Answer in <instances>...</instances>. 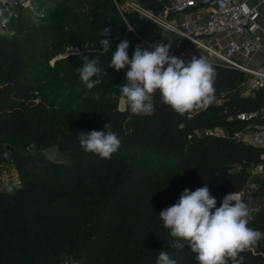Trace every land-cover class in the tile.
Returning a JSON list of instances; mask_svg holds the SVG:
<instances>
[{
	"label": "trees",
	"instance_id": "16d2710c",
	"mask_svg": "<svg viewBox=\"0 0 264 264\" xmlns=\"http://www.w3.org/2000/svg\"><path fill=\"white\" fill-rule=\"evenodd\" d=\"M139 1L156 11L170 2ZM107 5L114 10V21L123 25L114 31L117 43L133 39L113 0H101L100 7ZM127 18L140 34L152 39L161 31L136 13L128 12ZM51 38L43 29L25 28L12 42L0 34V162L12 148L34 138L36 142L41 135L33 93L35 82L45 77L43 60ZM213 68L215 94L237 91L250 80L234 68ZM126 71H116L119 77L94 102L91 119L70 125L57 141L70 161L43 153L18 159L21 184L12 186L13 193L0 189V264H63L66 255L83 264H156L160 251L177 264H197L196 253L187 244L182 250L175 248L176 238L163 227L159 212L175 204L184 189L194 191L205 183L217 202L230 192L240 193L254 166L263 160L264 148L210 133L189 142L186 134L172 133L186 114L163 104L159 92L151 116L133 115L128 106L120 110L119 88L125 84ZM212 109L193 121V129L225 126L237 131L250 123L264 126V84L251 87L246 95L234 94L208 115ZM238 112L257 115L239 120ZM216 114L219 117L213 119ZM108 123L121 139L118 151L111 159L85 152L77 133L104 131ZM249 227L264 232V208ZM241 255L244 264H264V240Z\"/></svg>",
	"mask_w": 264,
	"mask_h": 264
},
{
	"label": "clouds",
	"instance_id": "9594fccd",
	"mask_svg": "<svg viewBox=\"0 0 264 264\" xmlns=\"http://www.w3.org/2000/svg\"><path fill=\"white\" fill-rule=\"evenodd\" d=\"M6 9L0 8V25H7ZM112 29L105 26L100 32V47L108 52L112 47L108 38ZM133 31V30H129ZM130 42L121 41L111 55L108 67L120 71L127 69L126 84L120 86L123 98L136 116H151L154 113V96L160 94L161 102L179 115L196 109H207L215 99V69L204 58L192 56L185 60L170 55L171 43L137 45L129 58ZM152 49V50H149ZM82 66L77 69L80 80L91 91L108 75L98 66L97 59H89L81 53ZM113 99L116 93L112 94ZM99 99V94H96ZM80 147L85 152L111 159L121 146V139L111 131L110 123L104 131L93 130L77 133ZM34 147V145H33ZM7 191L13 193L10 186ZM159 218L169 235L176 238L175 248L182 250L185 244L196 253L197 264H244L241 253L252 250L264 232L249 227V205L235 191L226 194L220 206L212 196L207 183L194 191L184 189L179 200L159 212ZM156 264H177L165 251H160Z\"/></svg>",
	"mask_w": 264,
	"mask_h": 264
},
{
	"label": "rangeland",
	"instance_id": "374dc122",
	"mask_svg": "<svg viewBox=\"0 0 264 264\" xmlns=\"http://www.w3.org/2000/svg\"><path fill=\"white\" fill-rule=\"evenodd\" d=\"M139 1V0H138ZM101 0H22L16 9V16L7 30H0L10 42L13 36L20 34L25 28L33 31L44 30L45 35L51 36L52 44L46 48L43 60L45 77L35 82L33 100L38 109L37 118L40 120L41 135L26 142L24 146H16L8 152L0 162V189L19 186L22 181V171L18 159H27L39 153L54 160L70 161L68 155L59 151L58 143L70 125L80 126L92 117L95 110L96 94L104 96L109 85L119 77L115 69L108 67L113 50L118 45L115 36L116 27L123 25L114 21V10L111 5L100 7ZM115 6V5H114ZM116 7V6H115ZM117 9V8H116ZM107 26L112 29L109 39L112 47L104 52L100 47V32ZM125 33L122 35L124 36ZM134 39H128L130 43ZM97 59L98 66L107 70L108 75L102 77V82L89 91L79 78L77 69L82 66L79 55ZM126 84V81H125ZM253 87L251 80L244 82L237 91L215 94L214 102L208 107L221 108L226 100L234 94L246 95ZM118 98L117 107H120ZM120 109V108H119ZM208 113L211 115L215 111ZM206 109H196L186 113L182 122L173 129L172 133L182 132L187 140L193 142L201 136L207 135V130L219 131L221 136L237 140L235 132L225 126L193 129L194 120ZM219 117L213 115V119ZM130 118L125 121V130L130 129ZM255 129L252 123L248 124ZM34 145V147H33ZM7 147V145H6ZM255 183V184H254ZM241 198L249 205L251 220L248 226L256 221L257 213L264 208V167L257 163L246 186L241 191ZM220 200L217 207L220 206ZM63 264H83L82 260L65 256Z\"/></svg>",
	"mask_w": 264,
	"mask_h": 264
},
{
	"label": "built area",
	"instance_id": "2783aa9c",
	"mask_svg": "<svg viewBox=\"0 0 264 264\" xmlns=\"http://www.w3.org/2000/svg\"><path fill=\"white\" fill-rule=\"evenodd\" d=\"M170 5H163L162 9H155L145 6L138 0H113L118 13L126 22L129 30L136 37L133 45H140L142 48L148 44L162 43L157 42L145 35L140 34L128 21L127 13H136L140 18H145L156 24L161 30L171 31L176 35L175 45L177 50H170V55H175L186 62L192 56L202 57L213 67L225 66L234 68L247 73L254 86L264 84V68H254L248 64V60L255 51L263 46L260 30L261 8L260 3H248L241 0H200L199 2L206 9L205 19L202 26L190 20H176L170 17V12H184L198 4L196 0H170ZM22 0H0V8L6 9L5 15L8 16L7 25H0V30L10 28L12 20L16 16V9ZM243 36L242 40L230 38L225 43L222 35ZM204 37H208L206 41ZM202 49L207 55H198L190 49ZM152 50V49H149ZM249 80V81H250ZM120 110H125L127 103L123 98L119 101ZM257 115L256 112H238L236 118L239 120H249ZM219 131L207 130V134L220 135ZM238 141H242L253 147L264 148V126L251 129L247 125L243 129L235 132ZM261 161L264 167V155ZM255 184V183H254ZM241 196V192L237 193Z\"/></svg>",
	"mask_w": 264,
	"mask_h": 264
},
{
	"label": "crops",
	"instance_id": "0c3cea01",
	"mask_svg": "<svg viewBox=\"0 0 264 264\" xmlns=\"http://www.w3.org/2000/svg\"><path fill=\"white\" fill-rule=\"evenodd\" d=\"M198 4L194 7L189 8L188 10L177 13L175 11L170 12V17L173 19H176L178 21L180 20H190L196 22L199 26H202L205 19V13L206 9L203 7V5L199 2L200 0H196ZM245 1L251 4L254 3H260L261 8V18H260V30L258 31V34L261 36L263 41V46L255 51L253 56L248 60V64L254 68H264V0H241ZM170 5L171 1L169 3H166L165 5ZM222 40L225 43L230 38H237L239 40H242L243 36H238L235 34L232 35H222ZM135 36H133V39L135 40ZM158 41L168 44L171 43L170 50H177L175 45L176 35L167 30H161L158 36L155 38ZM206 41H209L208 37H204ZM133 40V41H134ZM190 49L193 51V53L198 55H207L206 51L202 49H193L190 47Z\"/></svg>",
	"mask_w": 264,
	"mask_h": 264
},
{
	"label": "water",
	"instance_id": "95a60500",
	"mask_svg": "<svg viewBox=\"0 0 264 264\" xmlns=\"http://www.w3.org/2000/svg\"><path fill=\"white\" fill-rule=\"evenodd\" d=\"M9 146L7 145V148H8Z\"/></svg>",
	"mask_w": 264,
	"mask_h": 264
}]
</instances>
